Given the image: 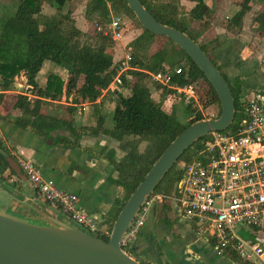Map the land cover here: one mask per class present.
<instances>
[{"label": "trees", "instance_id": "trees-1", "mask_svg": "<svg viewBox=\"0 0 264 264\" xmlns=\"http://www.w3.org/2000/svg\"><path fill=\"white\" fill-rule=\"evenodd\" d=\"M17 1L19 7L16 13L7 20L0 34V107L6 94L13 90L15 79L21 74L27 80L30 94L17 96L15 107L20 111L19 116L12 117L0 112V121L29 129L43 140L66 149L92 152L91 149H85L81 145V140L85 136L103 135L117 142V148L105 147L99 154V157L113 168L110 181L120 189L115 205L107 217L113 225L129 197L175 138L193 123L204 120L202 112L192 100L187 108L194 117L188 127L176 135V122L162 103L154 99L152 90L147 84L150 74L162 72L167 67L182 68V73L174 76L172 86L184 88L195 83H205L208 88L204 94L205 105L208 107L217 104L220 107L217 118L221 114L219 98L206 76L188 54L168 38H165L167 43L162 49L151 53L159 36L141 26L126 0H90L85 11L88 22H97V20L109 22L113 11L114 14L127 16L131 25L137 24L143 29V33L132 40L128 46L131 57V69L128 75L135 79L131 94L124 92L121 87L115 90L114 125L110 129L106 128V119L102 116L101 106L97 105V101L109 88L123 66V61L119 63L114 61L115 51L112 39L97 30L92 36L82 32L76 26L71 12L64 13L68 0ZM140 1L158 22L187 34L218 66L214 43H201L200 31L192 28L189 23L194 20H205L207 15L203 12V0H195L198 4L190 12L189 20L181 12L179 0ZM242 1L240 10L227 24L229 31L241 30L246 15L252 9L253 0ZM45 5L54 8L57 14L45 15L43 13ZM253 22L259 32L264 35V10L254 16ZM84 37L85 40H83ZM46 61L67 71L70 76L67 84L60 78L51 76L45 88L39 86L37 76ZM218 68L222 72L219 66ZM222 74L224 75L223 72ZM81 77H84L86 81L79 96L74 99L73 103L76 106H63V111L71 116L70 120H63L43 112V106L48 103V100L61 102L65 91L68 92L70 86L75 87ZM225 78L235 98V120L230 129L235 132L242 117L239 112L242 106L240 90L235 89L226 76ZM122 79L127 81L125 74L122 75ZM154 84L163 98L177 93L174 89L158 83ZM84 104L95 106L93 111L98 114L96 123L76 127L75 116L78 106ZM58 131L69 132V136H55ZM206 139V136L201 138L183 154L163 178L153 195L171 196L178 190V184L183 178V170L178 166L183 162L186 164L192 162L203 149ZM143 143H146V147L141 151L140 147ZM117 150L123 153L120 159L117 156ZM9 158L17 160L0 138V181L16 176L10 168ZM95 236L106 242L109 239L100 234ZM123 249L130 254L126 248ZM225 259L236 264H250L238 258L233 251L226 252Z\"/></svg>", "mask_w": 264, "mask_h": 264}, {"label": "crops", "instance_id": "crops-1", "mask_svg": "<svg viewBox=\"0 0 264 264\" xmlns=\"http://www.w3.org/2000/svg\"><path fill=\"white\" fill-rule=\"evenodd\" d=\"M242 2L203 0V12L207 16L203 21H191L190 26L197 31L203 29L200 31L201 43H214L218 66L234 88L240 90V100H245L257 93H264V35L253 22L254 16L264 10V1L253 0L252 9L244 19L243 28L239 31H229L227 24L240 10ZM197 4L195 0H182V5L187 7L188 12ZM187 19L189 20V17ZM69 78L64 81L65 84ZM80 79L86 81L84 77ZM22 80L26 83L24 76ZM84 84H81L79 89L74 87L77 89L74 90V99L79 96ZM109 93L110 91H104L97 105L101 106L102 116L106 119L105 127L110 129L113 126H106L109 119L104 114L105 100ZM159 94V91L155 92V95ZM9 96L16 99H9ZM17 96L18 93L13 91L6 94L0 107L3 115L12 117L20 115V111L15 107ZM9 100L12 107L6 105ZM113 103L112 112L116 106V103ZM70 105L76 106L74 103ZM86 105L78 108L82 109L81 107ZM91 106L93 105H89V109ZM52 116L63 120L71 119L64 111L60 115ZM76 116L75 125L80 127L81 123ZM97 117L91 125L96 123ZM211 118H217V114H211ZM56 135L68 137L69 132L58 131ZM0 138L17 160L25 158L35 162L45 178L53 180L61 189L76 194L79 197L80 208L97 220L98 234L109 238L115 222L112 225L107 217L115 205L120 189L110 181L113 168L100 158L99 154L105 147L117 148V142L103 135L85 136L81 140V145L92 152L66 149L43 140L29 129H22L4 121H0ZM117 152L119 153V150ZM38 200L40 197L30 184L18 182L17 176L0 181V211L40 223H48L50 216L66 221L50 212L49 205ZM129 249L130 255L142 264H236L217 255L212 246L198 236L194 224L183 220L180 206L172 197L151 208L145 225Z\"/></svg>", "mask_w": 264, "mask_h": 264}, {"label": "built area", "instance_id": "built-area-1", "mask_svg": "<svg viewBox=\"0 0 264 264\" xmlns=\"http://www.w3.org/2000/svg\"><path fill=\"white\" fill-rule=\"evenodd\" d=\"M126 23L124 16L111 12L104 34L114 43L120 42L125 37ZM130 59L127 55L122 60V68L105 92H114L118 87L127 92L125 84L132 78L128 75ZM181 73L182 68L167 67L150 74V79L180 95L193 97L195 84L184 88L172 86L174 76ZM240 103L242 117L236 131H230V127L206 136L204 147L195 159L180 164L183 178L174 197L150 196L123 237V248L127 249L137 238L151 208L172 197L180 206L183 220L194 224L198 236L217 255L225 258L226 252L233 251L244 262L264 264V238L258 235L264 222V94L257 93ZM17 163L37 195L65 215L67 223L71 221L91 235L98 234L97 220L80 208L76 194L45 178L35 162L18 158Z\"/></svg>", "mask_w": 264, "mask_h": 264}, {"label": "water", "instance_id": "water-1", "mask_svg": "<svg viewBox=\"0 0 264 264\" xmlns=\"http://www.w3.org/2000/svg\"><path fill=\"white\" fill-rule=\"evenodd\" d=\"M126 1L145 30L168 38L188 54L215 90L221 114L193 123L175 138L125 203L107 242L51 216L48 223H40L0 211V264H142L122 245L142 206L188 149L212 131H226L234 123L232 89L199 44L187 34L158 22L140 0ZM8 162L17 179L29 183L17 161L9 158Z\"/></svg>", "mask_w": 264, "mask_h": 264}, {"label": "rangeland", "instance_id": "rangeland-1", "mask_svg": "<svg viewBox=\"0 0 264 264\" xmlns=\"http://www.w3.org/2000/svg\"><path fill=\"white\" fill-rule=\"evenodd\" d=\"M89 1L90 0H68V3L64 8V13L71 12L72 18H74V20L76 21V26L82 32L87 33L89 36L94 35L96 30L99 32H102L104 34L106 32V27H107V25H106L107 22H105V20H97V22L95 21V22L91 23V22H88V20L86 19L85 5H87V3ZM179 6H180V10L184 14V16L186 18H188L190 15V12L192 10L190 9V11L188 12L187 7L185 5L184 6L182 5V0H179ZM18 7H19V2L17 0H0V34L2 32V29L5 25V23L7 22V20L10 17H12L16 13ZM43 13L45 15H48V16H52L54 14L55 15L57 14L56 10L54 8L48 6V5H45V9H43ZM114 15H118V16H122V17L124 16L126 18V21L128 22L126 27H125L124 39L120 42L113 43V47H114V51H115L114 61L116 59L117 63H119L127 55L130 56V49L128 47L129 43L132 40L136 39L138 36H140L143 33V29L140 26H138L137 24L131 25L130 19L123 14H116L115 13ZM189 23H191V21ZM202 30L203 29H200L199 31H202ZM85 39L86 38L84 37L83 40H85ZM166 43H167V40L164 37L157 38L155 44L153 45V47L151 49V53H154L157 50L162 49L166 45ZM22 76H23V74L19 75L15 79L14 88L12 91L17 92L18 95L19 94H30L29 86L27 85V80L25 83V81L22 80ZM51 76L60 78L62 81H67L69 78L67 71H65L62 67H60V66H58V65H56L50 61H46L43 65L42 70L40 71V73L37 76V81L39 83V86L42 88H45L47 86L48 79ZM0 80H1V78H0ZM134 81H135L134 78H130V80H128L125 84L126 86L124 87V90H126L129 94H131L132 85H133ZM84 82H85L84 79H79L77 81V85L75 87L79 89L80 85L84 84ZM147 84L151 88L153 95H154V98H156L155 100L157 102L162 103L163 107L166 109V111H168L171 114L172 119H174V121L176 122V127H177L176 135L180 131H184L188 127L192 118L194 117V115L187 108L188 103L192 102V100L194 101V105L199 109L200 112H202V114L204 116V120L210 119L211 114H214V115L219 114L220 107L217 104L206 107L205 100H204V94L206 93L208 88H207L206 84L203 82L198 83V84L195 83L193 93H192L193 97L192 96L187 97L186 95H183V94L180 95V94L176 93L174 95L167 96V97L163 98V97H161L160 94L155 95V92L157 93L158 90L156 88V85L154 84V82L151 79L147 81ZM74 90L76 91L77 89H75L74 86H70L69 90H68L69 93L65 91L66 96L63 97L61 103L60 102H51L48 100V103H45V105L43 106V112H45L47 114H51V115L62 114L63 113V106H73L70 104H73V102H74V95H75ZM76 94H78V93H76ZM8 98L12 99V100L16 99V97H13V96H9ZM111 100H115V101L111 102ZM105 101H106V104L104 105V114L109 119L106 126L112 127L114 125V122H113V112H112L111 108H112V105L114 106L113 102L116 103L115 91L114 92L110 91V93L107 95V98ZM6 105H7V107H12L11 101L9 100L8 102H6ZM89 105L90 104H87L86 107H81L82 109H79V111L77 113V116L79 118V122L81 123V126L92 124L94 122V118H96L98 116V114H96V112L93 111L95 109V106H91V109H89ZM2 141H3V139H2ZM3 143L6 146L4 141H3ZM145 147H146V143H143L140 147V150L143 151L145 149ZM10 153H11V150H10ZM117 156L120 159L123 156V153L121 151H119ZM178 168H180V166H178ZM38 201L46 204L42 198H40V200H38ZM48 210L50 212L58 215L60 218L68 220V218L65 215H63L60 211H58V210H56L50 206H48ZM70 223L75 225V226H78L71 221H70ZM260 229H261V231L258 235H259V237L264 238V222H262ZM127 250L129 252H131L129 247H127Z\"/></svg>", "mask_w": 264, "mask_h": 264}]
</instances>
